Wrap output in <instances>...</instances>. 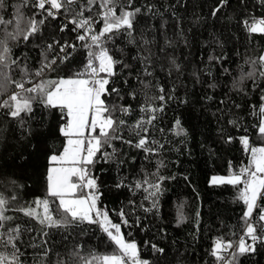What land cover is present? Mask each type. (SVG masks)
I'll return each instance as SVG.
<instances>
[{"label": "trees", "instance_id": "obj_1", "mask_svg": "<svg viewBox=\"0 0 264 264\" xmlns=\"http://www.w3.org/2000/svg\"><path fill=\"white\" fill-rule=\"evenodd\" d=\"M17 2L7 0L8 7L0 14L6 19L11 18L14 12L12 5ZM149 4L154 5L153 12L158 10V14H143L138 20L139 27L147 30V38H154L155 41L146 46L154 54L150 68L153 75L143 76L140 60L133 59L141 52L148 55L143 48L138 51L139 41L129 44L124 36H118L108 47L116 58L130 67L117 66L118 75L113 80L121 89L123 99L118 100L113 95L109 100L132 106V113L122 117L132 125L142 115L140 105L144 89L137 77L162 85L166 92L175 88L172 93L174 99L155 102L157 105L163 103L164 107V111L158 113V118L153 121L154 126L149 128V140L158 142L151 145L157 150L155 155L115 140L113 145L119 150L117 156L109 163L101 162L95 166L93 171L102 185L100 206L109 211L114 223H121L117 213L122 207L129 213L126 217L129 226L121 224L122 232L127 240L137 243L141 258L149 264H216L214 257L209 255L213 240L219 236L226 240L239 239L242 231L240 218L245 206L236 199V188L212 185L210 178L227 175L229 161L236 168L242 163L247 164L249 157L239 141L240 136L248 135L254 146L264 144L259 139L258 128L252 126L257 120L251 115L250 107L261 103L260 88H264V81L260 82V88L253 90L252 81L246 80L244 87L248 95L232 89L233 80L240 76L241 69L245 73L249 70L245 59L256 58L264 52V36L254 34L250 37L242 24L243 20L251 17H264V4L259 0H228V4L213 17L211 12L218 0H135V5L141 6L142 11L143 6ZM33 11L37 10L24 9L27 15ZM61 23L66 21L63 18L49 20L37 37H30L27 42L22 38L18 43L12 42L13 57H19L21 63L26 62L35 69L40 66L42 49L48 44H53L55 49L49 53L50 57L59 52L60 45L55 43L57 40L61 44L68 41L79 45L80 42L70 32L71 25H68V30L59 31ZM100 27L101 24L96 25L97 30ZM217 41L223 44V48L218 46ZM67 51L71 52L70 58L63 64L58 63L56 71L48 73L49 78L67 77L83 69L86 50L77 47L75 51ZM222 53L226 58L219 62L209 59ZM171 58L181 65L180 72L171 65ZM169 68H172L171 75ZM12 74L18 78L19 69H14ZM209 84L216 87L211 88ZM133 90L137 91L136 99L128 95ZM149 94L159 95L155 89L149 90ZM236 104L241 107L236 108ZM36 114L43 118L44 123L39 127L38 134L29 140L20 139L15 121L0 116V127L7 128L3 140H0V191L10 194L11 189L5 185L15 180L22 185L16 189L21 204H30L46 196L48 157L60 152L65 142L59 132L63 121L58 114L49 117L41 107L36 108ZM232 118L239 119V127L228 123ZM176 119H180L186 136L176 134ZM39 122V119L33 121V126L36 127ZM228 136L233 137L231 143L226 142ZM123 137L134 143L139 139L127 126L123 129ZM104 150L112 151L111 148ZM119 160L124 163L119 164ZM161 160L165 166L160 167L159 174L168 179L162 185L164 192L159 199V209L145 212L140 204L151 207V203L143 200V191L137 190L134 195L130 187L116 185L123 178H126L125 184H131L141 179L145 172H155ZM130 200L135 205L129 204ZM6 215L16 217L12 226L18 224L22 228L17 243L23 253L21 259L24 264H35L40 259L38 253H43V247L30 245L40 244L41 239L48 240L47 246L52 249L46 264H52L57 259L56 253L67 257L77 244L83 245L85 253L94 250L110 254L115 250V245L96 225L85 223L67 232L47 229L50 235L42 237L41 226L35 220L12 210ZM181 215L183 222L179 220ZM153 244L164 248V254L156 253ZM257 249L255 253L240 256L239 264H264V245L258 244Z\"/></svg>", "mask_w": 264, "mask_h": 264}, {"label": "snow or ice", "instance_id": "obj_2", "mask_svg": "<svg viewBox=\"0 0 264 264\" xmlns=\"http://www.w3.org/2000/svg\"><path fill=\"white\" fill-rule=\"evenodd\" d=\"M259 2L264 4V0ZM227 4L228 0H218L211 15L215 17ZM6 7L7 0H0V12ZM12 7L14 12L11 18L6 19L0 14V116L15 121L20 130V139L29 140L38 134L39 127L44 123L43 118L36 114V108L41 107L49 117L58 114L59 119L63 121L59 125V132L65 142L60 152H54L48 157L44 198H37L30 204H21L16 189L22 185L15 180L5 185L11 189L10 194L0 191V264H24L21 259L23 253L17 243L20 241L22 228L18 224L12 226V222L17 218L6 215L9 210L23 213L24 216L35 220L41 226L42 237L50 235L47 229L67 232L87 223L99 227L115 245L112 253L100 254L94 250L85 253L83 245L77 244L69 251L67 257L56 253L57 259L52 264H149L141 258L137 243L127 240L122 232L121 224L129 226V220L126 218L129 213L122 207L117 213L121 223H114L109 211L100 206L102 185L98 183L99 177L93 170L98 163H109L117 156L119 150L113 145L115 140L142 149L146 154L157 153L151 145L158 142L149 140V128L154 126L153 121L158 118V113L164 111V107L163 103L157 105L155 102L174 99L172 93L175 88L166 92L162 85L137 77L144 89L143 103L140 105L142 115L134 124L129 125L122 117L132 113V106L113 102L109 97L115 95L118 100L123 99L122 91L113 77L118 75V65L123 68H129L130 65L116 58L108 45L114 43L121 35L129 44H137L139 41L138 51L143 48L148 55L145 56L141 52L133 59L140 60L143 76H152L150 68L154 54L151 48L146 46L155 41L154 38L149 40L146 36L147 30L139 27L138 17L147 13L156 15L158 10L153 12L154 5L149 4L144 5L142 11L141 6L135 5V0H18ZM25 8L37 11L27 15ZM60 18L66 23H61L59 31L64 32L68 30V25H72L71 31L76 32L75 40L80 42L79 45L68 41L61 44L57 40L55 43L60 45L59 52L50 57L49 53L55 49L53 44H48L42 49L40 66L35 69L30 68L26 62L21 63L19 57H13L12 42L18 43L21 38L27 42L30 37H37L42 33L46 22ZM97 24H101L99 30L96 28ZM242 24L250 37L254 34L264 36V17H251L243 20ZM217 43L223 48L222 43ZM77 47L86 50L83 69L67 77L49 78L48 73L56 71L58 63L63 64L70 58L71 52L67 49L75 51ZM120 51L123 53L122 48ZM225 58L223 53L209 57L217 62ZM24 59L26 61L27 57ZM170 63L180 72L181 65L175 58H171ZM245 64L249 65V70L245 73L241 69L240 76L233 80L232 89L248 95L244 87L246 80L252 81L253 90L260 88V82L264 81V52L256 58H246ZM14 69H19L18 78L12 74ZM168 72L171 75L172 68H169ZM209 87L215 88L216 85L209 84ZM151 89H155L159 95L149 94ZM260 91L261 103L250 107L251 115L257 120L252 126L258 128L259 139L264 141V88H260ZM128 95L136 99L137 91L133 90ZM235 107L240 108L241 105L236 104ZM37 119L40 122L34 127L33 121ZM228 123L239 127L238 118L229 119ZM126 126L139 137L135 143L132 140H124L123 129ZM175 130L177 135H187L180 119L175 120ZM5 131L6 126L0 127V140H3ZM232 140L233 137L228 136L226 142L231 143ZM239 141L249 157L247 164L242 163L236 168L229 161L227 175H214L210 180L212 185H230L236 188V199L245 206L240 218L242 231L239 239L226 240L219 236L213 240L209 255L214 257L216 264H239L240 256L255 253L258 244L264 245V144L254 146L248 135L240 136ZM105 148H111L112 151L108 152ZM118 163L123 164L124 161L119 160ZM163 166L165 165L161 160L155 172H145L141 179L131 184H125L126 178H123L116 187H130L134 195L137 190L143 191V200L150 201L151 207H145L143 203L140 207L145 212H151L153 209L158 211L159 199L164 192L162 185L164 180L168 179L159 174V169ZM129 204L135 205V202L130 200ZM179 220L184 221L183 215ZM47 245L46 239H41L40 244L30 245L34 248L43 247V253H38L40 259L35 264H46L52 251ZM152 248L156 253L165 252L164 248L155 244Z\"/></svg>", "mask_w": 264, "mask_h": 264}, {"label": "built area", "instance_id": "obj_3", "mask_svg": "<svg viewBox=\"0 0 264 264\" xmlns=\"http://www.w3.org/2000/svg\"><path fill=\"white\" fill-rule=\"evenodd\" d=\"M73 26L71 25V27H70V32L74 35V36H76V32H73V31H71V28H72Z\"/></svg>", "mask_w": 264, "mask_h": 264}, {"label": "rangeland", "instance_id": "obj_4", "mask_svg": "<svg viewBox=\"0 0 264 264\" xmlns=\"http://www.w3.org/2000/svg\"><path fill=\"white\" fill-rule=\"evenodd\" d=\"M214 176V175H213ZM212 177V176H211ZM210 180H211V178H210Z\"/></svg>", "mask_w": 264, "mask_h": 264}]
</instances>
